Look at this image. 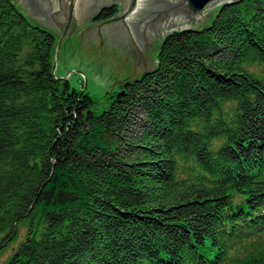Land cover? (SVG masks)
I'll use <instances>...</instances> for the list:
<instances>
[{"label":"trees","instance_id":"trees-1","mask_svg":"<svg viewBox=\"0 0 264 264\" xmlns=\"http://www.w3.org/2000/svg\"><path fill=\"white\" fill-rule=\"evenodd\" d=\"M55 38L0 0L3 264H264V0L170 31L101 112Z\"/></svg>","mask_w":264,"mask_h":264},{"label":"water","instance_id":"water-1","mask_svg":"<svg viewBox=\"0 0 264 264\" xmlns=\"http://www.w3.org/2000/svg\"><path fill=\"white\" fill-rule=\"evenodd\" d=\"M26 9L28 19H40V25L59 35L55 50L63 40L82 28L89 19L96 20L112 5L120 9L111 17L92 24L97 28L80 35V41L95 40L119 50L136 76L153 78L156 69L144 53H150L155 36L182 29L192 31L210 22L209 9L242 3L245 0H17ZM123 1V5L121 2ZM28 10V11H27ZM99 26V27H98ZM87 28V26H86ZM55 33V35H56ZM55 51V52H56ZM54 55L53 72L56 65Z\"/></svg>","mask_w":264,"mask_h":264},{"label":"rangeland","instance_id":"rangeland-1","mask_svg":"<svg viewBox=\"0 0 264 264\" xmlns=\"http://www.w3.org/2000/svg\"><path fill=\"white\" fill-rule=\"evenodd\" d=\"M14 1L19 6L18 1ZM122 3L123 1L121 5H123ZM21 9L28 18L26 9ZM217 9L218 7L209 9L210 12L207 15L210 14V20L215 16ZM29 21L32 23L37 21L40 25V19H29ZM94 21L89 19L86 25L70 37L71 41L63 40L62 46L58 51L55 50V44L58 42L59 35L54 32L56 33V38L52 51V63H54V55L57 53L56 65L54 66L55 75L64 80L66 79L71 88L86 90L95 101L93 109L96 112H101L107 107L109 97L119 91L123 83L134 81L140 76H136L125 56H119L118 49L95 40L80 41V35L97 28L96 25L92 26ZM169 32L155 36L150 53H144L149 61L157 62L159 45L162 42V38ZM156 66L157 64H153L154 68ZM19 231L17 240L0 255V264H3L11 255L17 252L19 244L30 232L29 227L25 223L19 226Z\"/></svg>","mask_w":264,"mask_h":264},{"label":"flooded vegetation","instance_id":"flooded-vegetation-1","mask_svg":"<svg viewBox=\"0 0 264 264\" xmlns=\"http://www.w3.org/2000/svg\"><path fill=\"white\" fill-rule=\"evenodd\" d=\"M116 7H117L116 12H118V10L121 8V7H120V3H118V4L116 3ZM116 12H115V13H116ZM115 13H114V14H115ZM114 14H113V15H114ZM101 20H103V19H101ZM97 21H100V20H99V19H96V20L94 21V23L97 22Z\"/></svg>","mask_w":264,"mask_h":264},{"label":"bare ground","instance_id":"bare-ground-1","mask_svg":"<svg viewBox=\"0 0 264 264\" xmlns=\"http://www.w3.org/2000/svg\"><path fill=\"white\" fill-rule=\"evenodd\" d=\"M182 151V150H181ZM177 152H178V150H177ZM180 152V151H179ZM174 153H176V152H174ZM180 154V153H179ZM235 195V194H234ZM260 199V198H259ZM259 203V202H258Z\"/></svg>","mask_w":264,"mask_h":264}]
</instances>
